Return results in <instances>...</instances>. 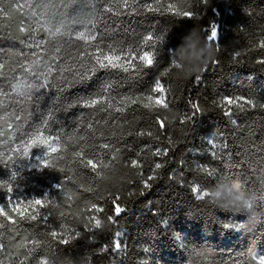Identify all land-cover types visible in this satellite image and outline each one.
Segmentation results:
<instances>
[{
	"label": "trees",
	"instance_id": "16d2710c",
	"mask_svg": "<svg viewBox=\"0 0 264 264\" xmlns=\"http://www.w3.org/2000/svg\"><path fill=\"white\" fill-rule=\"evenodd\" d=\"M145 2L160 11L141 7L125 13L117 0H0V91L6 93L13 78L22 75V65L40 52L29 47L33 40L45 41L42 55L51 60L68 57L83 43L69 33L87 31L93 21L98 37L125 50H151L142 46V38L150 32L164 36L156 43L151 68L106 72L92 82L112 78L120 93L137 102L119 105L121 112L114 104L107 111L73 110L83 116L57 113L60 122L52 131L63 128L53 142L59 150L45 155L47 149H33L40 160L21 159L14 150L22 136L28 139L24 134L34 130L53 93L28 102L0 96V181L12 184L13 204L23 200L21 207L28 208L24 218L13 213L7 185L0 186V203L16 220L0 216V264H257L251 253L264 254V0H160L158 5L140 0ZM109 4L120 14L104 13ZM168 4L177 13L194 15H174ZM210 26L218 27V40L207 43L203 34ZM20 27L27 31L21 33ZM57 28L62 34L46 31ZM57 45H63L59 54ZM174 58L181 59L182 68L172 67ZM156 80L166 89V108L147 99L160 95L151 91ZM90 90L86 86L76 94ZM226 98H247L252 104L229 106ZM186 116L192 119L180 123ZM105 143L110 147H102ZM163 150L167 155H157ZM87 159L99 167L91 169ZM156 162L163 167L156 170ZM12 170H18L15 181ZM153 174L151 187L145 188L143 181ZM197 186L220 192L221 198L197 200L192 192ZM226 193L237 203L222 199ZM117 197L124 211L109 222ZM35 199L43 206L26 203ZM240 200H250L253 208ZM93 203L104 212H93ZM94 215L104 227H92ZM117 239L119 250L113 246Z\"/></svg>",
	"mask_w": 264,
	"mask_h": 264
},
{
	"label": "snow or ice",
	"instance_id": "6c2138e0",
	"mask_svg": "<svg viewBox=\"0 0 264 264\" xmlns=\"http://www.w3.org/2000/svg\"><path fill=\"white\" fill-rule=\"evenodd\" d=\"M160 0H155V4H159ZM204 3H207V0H204ZM118 7L123 10V12H128L129 9L136 11L137 8H143L148 12H157L160 11L159 7L154 6L152 2L140 3V0H117ZM168 10L172 11L173 14H181L184 17L192 18L194 15L193 12L184 11L182 13H177L174 10L172 4L167 5ZM3 11V9H0ZM104 13H111L112 15H118L116 11V6L114 5H105L103 7ZM101 19L106 20L107 17H101ZM96 21H93L91 27L87 31L80 30L76 33H69L70 37H74L77 41H82L80 45H76L74 50L68 54V57L62 56H52L51 60L46 59L42 53V45L45 43L44 40H33V43L29 47H35L40 49V52L33 53L35 59L29 61L27 65H22V75L20 77H14L13 82L10 84V93L0 91V96L11 94L15 97L21 98L24 102L39 100L40 97L44 96L45 92H52L53 95L49 96L48 99L51 103L45 105V110L39 113L38 120L35 125L32 126L34 130H30L28 133H25L28 137L27 140L20 138V144L14 150L20 152L21 159H31L34 155L33 149L36 148H45L48 152L55 153L59 150L58 146H53L54 141H59L61 134L63 133V128L58 129L55 133L52 131L53 124H59L60 119L57 116V113H73L74 109H96V111H107L114 107L116 112H121L124 108L119 105L128 103H136L137 100L133 99L126 94L119 92L118 87L114 85L112 78L104 79L103 82L98 83V85L93 84L94 80H97L102 74L106 72H116L121 71L128 73L130 70L135 72L138 66H143L146 68H151L155 60V48L156 43L163 41L164 36L159 35L155 36L150 32L142 38V46L150 47L151 50H144L140 52L138 49H134L131 46H128L125 50V46L113 42H105L104 36L97 35ZM19 31L24 33L27 31L25 27H20ZM51 35L55 36L62 34L60 28H57L55 32H52L51 29H46ZM219 29L216 26H210V30H205L203 34V39L207 43L214 42L218 40ZM151 42V44L149 43ZM264 47V44L261 45ZM63 48V45H57L54 47L55 53L59 54ZM193 55H198L194 51ZM172 67L180 69L183 67L180 58H174L172 60ZM4 68V64L0 63V69ZM196 80H200V77L197 76ZM86 86H90V91H85L84 94L77 95L76 91L78 89H84ZM43 90V91H42ZM152 92L159 93L157 97L149 95L147 99L149 101H154V104L160 107H167L165 92L166 89L164 84L160 80H156L154 86L151 89ZM39 94V95H37ZM21 99L17 100V103H21ZM226 105L232 106L241 104H252V101L247 98H226L224 100ZM98 105H103L104 107L98 108ZM2 106V104H0ZM127 104H125V107ZM150 105H145L149 107ZM254 106V105H253ZM195 107V106H194ZM198 110V108L196 109ZM225 115H231L230 110H225ZM33 115V113H29ZM73 115L83 116L84 113H73ZM192 119V116H186L180 121V123H185L187 120ZM160 127L163 128L164 122L159 121ZM91 123L88 124V128H92ZM45 130H47L48 135L45 136ZM75 131V130H74ZM80 139H84L82 135ZM104 148H109L110 145L105 143L102 145ZM213 147H218V145H213ZM224 147H227V144H224ZM119 151V149H115ZM215 155V153H213ZM76 155H82V152H77ZM157 155H167V150L162 152H157ZM11 159V157L9 158ZM36 160H40V156H35ZM113 159L115 157L113 156ZM7 161H5V167H7ZM87 165L91 169L96 170L99 165L93 159H87ZM138 165L137 161L132 162V166L136 167ZM47 162H44V167H47ZM32 167H35L33 165ZM163 167L162 162L155 163V169H161ZM18 170L11 171V180L15 181L17 179ZM211 175V173H209ZM155 178V175H149L144 181V187H151L150 181ZM7 185L8 196V207L11 208L13 213H17L20 218H24L25 214L28 212V208H22L21 204L25 201L21 200L18 203L13 204V187L12 184L7 180L0 181V186ZM60 188V185L57 186ZM192 192L195 195L197 200H204L206 197L214 200L216 198H221L220 192H209L207 189L202 190L201 187H193ZM117 198L113 200V213L107 215V221L115 222V217L119 216L124 209L116 203ZM222 199L228 201L229 203H237L238 198L233 197L230 193L223 195ZM29 206L32 204L43 206V201L41 199L28 200L26 202ZM239 203L245 207L252 209L253 204L250 200H240ZM91 210L93 212H104L103 206L93 203L91 205ZM0 216H4L9 222L16 223V220L5 210V205L0 203ZM36 215H31V219L35 220ZM46 219V217H45ZM94 224L92 225L95 229H100L104 227L102 220L97 218L95 215L92 217ZM167 223V221H163ZM51 235L56 237L58 234L52 232ZM117 237L119 232L116 233ZM69 241L67 239H60L59 243L67 244ZM113 246L116 250L121 248L120 241L114 240ZM3 246L0 245V248ZM106 250V249H105ZM148 251V249H145ZM251 260L257 261V264H264V254L257 255L256 253H251ZM42 264H48L47 260L42 261Z\"/></svg>",
	"mask_w": 264,
	"mask_h": 264
}]
</instances>
